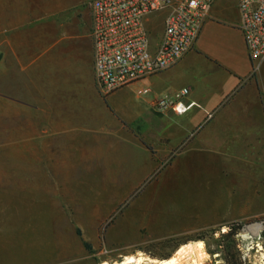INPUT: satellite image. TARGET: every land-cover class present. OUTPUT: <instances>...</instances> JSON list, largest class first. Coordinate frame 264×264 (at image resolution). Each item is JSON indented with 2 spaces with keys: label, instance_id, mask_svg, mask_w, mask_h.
Wrapping results in <instances>:
<instances>
[{
  "label": "crops",
  "instance_id": "crops-1",
  "mask_svg": "<svg viewBox=\"0 0 264 264\" xmlns=\"http://www.w3.org/2000/svg\"><path fill=\"white\" fill-rule=\"evenodd\" d=\"M88 1L0 0V264H95L100 249L264 216V62L252 72L236 0L213 2L175 66L106 97ZM182 88L186 113L153 107Z\"/></svg>",
  "mask_w": 264,
  "mask_h": 264
},
{
  "label": "built area",
  "instance_id": "built-area-1",
  "mask_svg": "<svg viewBox=\"0 0 264 264\" xmlns=\"http://www.w3.org/2000/svg\"><path fill=\"white\" fill-rule=\"evenodd\" d=\"M215 0H90L93 74L98 93H111L175 66L191 49ZM240 29L255 73L264 62V0H236ZM163 14L154 47L149 25ZM180 89L173 100L155 99L157 111L186 113L194 102ZM264 107V89L260 92ZM210 116V113H208Z\"/></svg>",
  "mask_w": 264,
  "mask_h": 264
},
{
  "label": "rangeland",
  "instance_id": "rangeland-1",
  "mask_svg": "<svg viewBox=\"0 0 264 264\" xmlns=\"http://www.w3.org/2000/svg\"><path fill=\"white\" fill-rule=\"evenodd\" d=\"M162 28V27H161ZM150 40L158 38L159 24L155 22V18L149 25ZM5 160L7 170L14 171L15 163H17V157L13 155V147L6 148ZM2 157H0L1 159ZM19 159V158H18ZM19 161V160H18ZM28 161L27 156L22 157L21 167L24 168ZM1 166V165H0ZM16 165V168H18ZM12 183L21 185L20 188H25V185L29 184V180H10ZM25 192V189H22ZM142 192V189L135 193L130 199L123 203L124 205H130L129 203L134 201ZM24 198V197H23ZM27 198V197H25ZM168 201V199L166 200ZM113 216L109 218V223ZM7 218H13L11 215ZM234 223V222H233ZM241 228L237 231L232 238H222V235L228 231L226 225H219L215 227H202V228H186L180 231H174L166 233L165 236L151 238L149 242L139 243L133 246L121 245L119 251L110 252L106 249H100L102 253L100 258L95 260V264L107 263L114 264L122 261L125 256H134L135 258H142L143 264H159L160 261L166 260L173 256L178 248L186 244H196L197 242L203 243L201 252H203L202 264H228L231 260L230 255H234L236 262L233 264H264V228L255 236H250L243 232L245 226H250L255 223L264 225V216L239 222ZM230 224V223H229ZM243 235V236H242ZM96 252H99L98 250ZM155 260L156 262H151ZM228 262V263H227Z\"/></svg>",
  "mask_w": 264,
  "mask_h": 264
},
{
  "label": "bare ground",
  "instance_id": "bare-ground-1",
  "mask_svg": "<svg viewBox=\"0 0 264 264\" xmlns=\"http://www.w3.org/2000/svg\"><path fill=\"white\" fill-rule=\"evenodd\" d=\"M264 228L263 224L255 223L247 227L245 232H249V234L257 235ZM243 236V235H242ZM203 247V243L197 242L196 244H186L178 248L173 256L170 258L160 261L159 264H202L201 261L203 256V252H201ZM142 258H135L134 256H125L122 261L116 262L114 264H143ZM151 262H156L155 260H151ZM101 264H107L101 263Z\"/></svg>",
  "mask_w": 264,
  "mask_h": 264
},
{
  "label": "trees",
  "instance_id": "trees-1",
  "mask_svg": "<svg viewBox=\"0 0 264 264\" xmlns=\"http://www.w3.org/2000/svg\"><path fill=\"white\" fill-rule=\"evenodd\" d=\"M241 223L239 222H234V223H230L228 224L226 227L228 228V231L222 235V238H227V239H230L232 238V236L234 234L237 233V231L241 228ZM77 234L80 236V232L77 230ZM83 246L84 248L89 252V253H92V249H91V246L86 243V242H83ZM231 260L228 264H233L236 262V259L234 258V255H230V259Z\"/></svg>",
  "mask_w": 264,
  "mask_h": 264
},
{
  "label": "water",
  "instance_id": "water-1",
  "mask_svg": "<svg viewBox=\"0 0 264 264\" xmlns=\"http://www.w3.org/2000/svg\"><path fill=\"white\" fill-rule=\"evenodd\" d=\"M247 227H248V226H245V228L243 229V232L249 234V232H245V230L247 229ZM249 235H250V236H254V235H252V234H249Z\"/></svg>",
  "mask_w": 264,
  "mask_h": 264
}]
</instances>
